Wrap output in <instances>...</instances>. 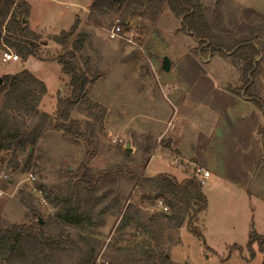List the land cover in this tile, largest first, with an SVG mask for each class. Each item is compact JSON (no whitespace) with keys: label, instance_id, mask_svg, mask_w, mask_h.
<instances>
[{"label":"rangeland","instance_id":"374dc122","mask_svg":"<svg viewBox=\"0 0 264 264\" xmlns=\"http://www.w3.org/2000/svg\"><path fill=\"white\" fill-rule=\"evenodd\" d=\"M8 1L12 0L0 2V15ZM13 1L2 32L16 36L14 30L25 26L27 40L36 44L37 50L35 56L24 59L10 49L20 59L4 63L2 48L0 79L27 70L42 81L45 102L42 104L41 99L38 108L48 120L35 146L16 151L18 161L14 160V151L0 154V177L7 176L0 181L4 190L0 227L31 226L40 217L49 223L56 209L47 197L52 201L75 197L76 182L84 174H112L115 181L101 185L89 205V209L96 206L98 214L89 228L101 242L97 261L162 264L165 255L168 264H262L264 255L259 244L250 248L249 242L252 232L264 241V116L244 97L230 95L229 91L237 92L243 86L242 65H236L231 57L225 61L220 55L195 58L200 45L182 32L181 20L167 6L153 21L147 6L131 14L135 1L105 14L92 10L96 0ZM199 2L205 19L217 24L211 33L216 38L243 37L248 35V27L264 28V0ZM75 25L67 47L55 43V37ZM77 39L81 40V50L75 52V60L88 78L86 99L70 116L79 137L55 129L59 99L71 95V79L55 60L73 51ZM257 46L262 52V71L254 92L264 100V38L257 41ZM165 57L175 65L180 63L179 68L173 66L169 73L163 72ZM201 63H206V70L196 67ZM120 65L127 69L120 90L123 97L118 85ZM173 78L178 84L174 85ZM108 79L116 80L110 87L111 97L104 94ZM134 88L138 94H134ZM173 89L184 92V97L177 98L180 91L171 94ZM134 113L142 115L140 121L151 128L167 129L168 137L184 156L180 165L188 169L184 176L160 159L152 135L133 132ZM26 122L29 134L39 131L42 119L33 121L31 116ZM125 129L131 130L130 138ZM128 141L132 144L130 154L125 152ZM161 143L169 146L168 141ZM195 167L211 175L202 187L207 208L196 220L188 213L182 227L176 228L163 217L172 212L170 200L140 183L162 173L183 183V179L192 178ZM86 198H90L86 192L81 194L82 200ZM160 200L168 207L167 213ZM180 208L185 211L187 206L183 203ZM125 211L143 227L118 233ZM192 221L200 229L202 240L190 233L188 224ZM122 248L127 251L118 252ZM65 249L68 251L61 256V264H75L79 256L69 252L70 245Z\"/></svg>","mask_w":264,"mask_h":264},{"label":"trees","instance_id":"16d2710c","mask_svg":"<svg viewBox=\"0 0 264 264\" xmlns=\"http://www.w3.org/2000/svg\"><path fill=\"white\" fill-rule=\"evenodd\" d=\"M135 1L136 7L132 9L134 16L138 9L149 7L152 10V20L155 21L163 9L167 6L173 15L181 20L182 32L193 38L200 49L195 52L197 57L212 58L214 55L231 57L236 65H242L243 86L239 91H230L232 94L244 97L250 101L264 116V100L254 92L255 84L261 75L262 65L259 58L262 56L261 50L257 46V41L264 38V28H247V36L228 37L224 40L212 35V30L217 25L208 22L203 13L199 0H96L92 10L107 13L115 8L120 11L127 2ZM15 1L6 2L5 9L0 15V50L15 49L24 59L36 55L37 46L27 40L25 26H19V30H14L16 36L3 34L4 22L10 13ZM215 25V26H214ZM77 29L75 25L69 32H63L55 37L56 44L67 47V41L73 36ZM242 33L245 30H240ZM214 40L217 41L213 42ZM227 44V45H225ZM73 51L65 56L58 57L55 61L62 67V73L70 77L69 87L71 95L67 99H59L57 120L55 129L63 131L70 136L79 137L77 128L70 123V116L87 96L88 78L79 69L75 60V52L81 50V40L74 42ZM46 95L44 83L33 76L29 71L24 70L14 76L2 78L0 85V154L1 152L14 151V160L18 161L19 154L16 151L23 150L26 145L35 146L45 127L48 116L39 111V104L43 96ZM35 121L42 119L39 131L36 129L32 133L27 132L26 118L31 117ZM262 145L264 151V124L261 131ZM130 154V150H125ZM264 157V155H263ZM112 174L97 175L89 177L84 174L76 182V196H68L64 200L52 201L47 197L51 205L56 209V214L49 223L37 218V222L31 226H12L10 228L0 227V264H61V256L68 250L65 246H71V254L79 256L75 264H97V255L101 249V242L90 234V227L95 224L96 206L90 208L93 195L100 192V186L107 182L115 181ZM150 185L153 192L160 193V197L170 200L169 205L172 212L163 214V217L174 227L181 228L185 215L192 213L194 219L204 213L207 208V200L202 191V181L197 176L178 183L168 176H160L154 179H145L140 186ZM90 196L84 200L81 194ZM20 193H23L21 191ZM186 204L187 208L182 211L181 204ZM102 213H100L101 215ZM193 219V221H195ZM193 221L188 224L190 233L202 240L199 228L193 225ZM143 227L135 222L130 213L125 211L116 231L122 233L128 228ZM56 230L57 233L52 232ZM75 236V239L72 237ZM259 244L260 251L264 255L263 238L255 232L251 233L249 247L255 243ZM73 249V251H72ZM127 251L118 249V252ZM162 264H168V259L164 255ZM262 264H264V259Z\"/></svg>","mask_w":264,"mask_h":264},{"label":"crops","instance_id":"0c3cea01","mask_svg":"<svg viewBox=\"0 0 264 264\" xmlns=\"http://www.w3.org/2000/svg\"><path fill=\"white\" fill-rule=\"evenodd\" d=\"M192 50H190V53L192 54V52H191ZM195 56V55H194ZM195 58H198L197 56H195ZM225 59V61H228V59H226V58H224ZM230 65V64H229ZM173 66L174 67H176V68H179V66H180V63H176V65H175V63L173 64V63H171V70H172V68H173ZM196 67H200L201 69H202V67H203V69L204 70H206V68H207V65H206V63H201V64H198V65H196ZM234 68V67H233ZM119 74L121 73V75H120V77H119V81H118V85H119V91L121 90V85L123 84V83H125V82H122L123 80H126L127 78H125V79H123V72L125 73L126 72V68H124V67H122L121 65L119 66ZM118 69H116V70H118ZM115 70V69H114ZM113 71V70H112ZM111 71V72H112ZM236 71V70H235ZM109 75H111V73L109 74ZM11 76H14V75H11ZM110 77V76H109ZM136 77V76H135ZM123 79V80H122ZM110 79H108V84H106L107 85V87H108V90L106 89V90H104V94L106 95V96H109V97H111L112 95H111V90H110V87H112V82L114 81V82H116V80H110ZM173 83H174V85L175 84H178L177 82H175V79L173 78ZM115 84H113V86H114ZM106 87V86H105ZM177 87V86H176ZM227 89V91H228V88H224V90H226ZM175 91H180V90H172V91H170L171 92V94H173V93H176ZM137 92V93H136ZM230 92V91H229ZM121 91H120V96L121 97H123L122 95H121ZM231 93V92H230ZM230 93H228V94H230ZM134 94H138V91H137V89H135L134 88ZM184 92H182V91H180V92H178V94H177V98H180V99H182V97H184ZM230 95H233L232 93L230 94ZM67 97L66 98H68V97H70V96H68V94L66 95ZM181 96V97H180ZM65 98V99H66ZM125 98V97H124ZM126 101H130V100H127L126 99ZM45 102V97H43L42 98V104ZM41 108V107H40ZM127 112H130V110H127L126 111V113ZM133 112H134V110H133ZM133 114V113H132ZM134 116H135V125H134V133H136L137 135H146V134H150V135H152L154 138H155V141H156V153H158V155H159V157H160V159H162L163 161H165L166 163H168L170 166H172V168L173 169H176V171L177 172H180V173H182V175L184 176V174L185 173H187L188 171V169L186 168V166L184 165V164H182V166H180L181 165V163H182V160H183V158H184V156L182 155V152H181V150L180 149H178L177 147H176V143L174 142V140L172 139V138H169L168 137V132H167V129H159V128H156V129H154L153 127L151 128V126H147L144 122H142V121H140L141 119H143L142 118V115H139V113H134ZM129 117H130V115H129ZM131 118V117H130ZM141 118V119H140ZM125 126H128V124H126ZM130 126V125H129ZM126 128V127H125ZM124 132H125V134H126V136L127 137H129V135H132L131 134V130H124ZM130 133V134H129ZM130 138V137H129ZM163 140H165V141H168V145L169 146H167V145H165V147H163L162 146V141ZM209 143H211L209 140H207V144H209ZM209 145H211V147L213 146L212 144H209ZM132 144L128 141L127 142V147H126V150H130L131 151V149H132ZM214 148H215V146H213ZM171 151H174V152H176L174 155L171 153ZM264 155V154H263ZM192 159V162H196V158L194 157H191ZM198 166H199V164H198ZM199 169H202L203 171H205L202 167H195V173L192 175V177L193 176H195V174H196V171L197 170H199ZM205 172H208L207 170L205 171ZM209 173V172H208ZM159 176H168V177H170V178H172V179H174V180H178L176 177H173V176H170V175H168L167 173H162L161 175H159ZM210 177H211V175L209 174V179H210ZM208 180V178L207 179H203L202 180V184H203V186L205 185V183H206V181ZM178 181H180V180H178ZM186 180L185 179H183V182H185Z\"/></svg>","mask_w":264,"mask_h":264},{"label":"built area","instance_id":"2783aa9c","mask_svg":"<svg viewBox=\"0 0 264 264\" xmlns=\"http://www.w3.org/2000/svg\"><path fill=\"white\" fill-rule=\"evenodd\" d=\"M2 0H0L1 2ZM112 36L115 38L117 37V35L113 32L112 33ZM19 56L13 52L10 51V49L6 48L4 49L3 51V57H2V61L4 63H9V62H18L19 61ZM114 143H117L116 141ZM197 177H202L203 179H207L209 178V173L208 172H205L203 171L202 169H199L196 171V174H195ZM30 179L31 180H34L33 176H30ZM4 180H7V176L5 174H2L1 177H0V181H4ZM4 195V190L0 187V197ZM160 206L162 207L163 211L165 213L168 212V207L164 206V203L162 200H160L159 202ZM97 264H108L107 262L105 261H102V260H98L97 261Z\"/></svg>","mask_w":264,"mask_h":264},{"label":"water","instance_id":"95a60500","mask_svg":"<svg viewBox=\"0 0 264 264\" xmlns=\"http://www.w3.org/2000/svg\"><path fill=\"white\" fill-rule=\"evenodd\" d=\"M162 70L165 73H169L171 71V61L169 58L165 57L162 62ZM0 85H2V79H0Z\"/></svg>","mask_w":264,"mask_h":264}]
</instances>
